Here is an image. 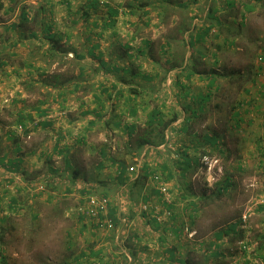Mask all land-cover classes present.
<instances>
[{"label":"crops","instance_id":"0c3cea01","mask_svg":"<svg viewBox=\"0 0 264 264\" xmlns=\"http://www.w3.org/2000/svg\"><path fill=\"white\" fill-rule=\"evenodd\" d=\"M261 2L0 0V229L26 213L40 227L44 211L64 225L60 202L96 191L114 227L94 229L75 205L63 249L86 245L74 264H223L238 242L237 264H264V103L239 82L264 74ZM202 155L223 170L197 191ZM144 171L169 185L166 220L150 176L132 184Z\"/></svg>","mask_w":264,"mask_h":264},{"label":"rangeland","instance_id":"374dc122","mask_svg":"<svg viewBox=\"0 0 264 264\" xmlns=\"http://www.w3.org/2000/svg\"><path fill=\"white\" fill-rule=\"evenodd\" d=\"M262 4H264V0H262L261 2ZM261 9V8H260ZM264 12V8L261 9ZM264 19V17L262 18ZM257 24H260L261 19L256 21ZM263 26V23H262ZM261 27H256V31L260 32ZM263 32H264V27H262ZM255 37V35L253 36ZM261 40H264V38H262ZM252 61H253V65H252V69L253 67H255V62H254V58L255 61L258 57V61L262 62V60H259V57H261L262 55L259 54V52L257 50H254L252 52ZM237 62H241L238 63L239 68L236 69H240V68H245V66L243 64H245V62H242L241 59H237ZM243 63V64H242ZM246 65V64H245ZM244 66V67H241ZM247 67V66H246ZM251 69L247 67V72L250 71ZM264 72V71H263ZM262 78H260L258 75H255V77H253V81L249 82V77L246 79V81H242L245 78H240L239 82L245 84L246 82H248L246 85L252 92H255L257 94V96L259 97V99L261 100V103H264V74H261ZM237 77V76H236ZM236 77L231 78L232 80H236ZM243 88H246L243 87ZM67 112V110L62 111L61 109L55 111V112H49V113H54V114H59L61 113L62 115H65ZM261 127L264 124L263 122L260 123ZM260 127V125H259ZM212 159L215 158L213 156H211ZM218 163L215 165V167L211 170H206L205 167H200L196 172H194L195 174L191 177L193 182V189H196L197 191H202L205 186H209V183L212 182L214 179L216 180V178L219 176V174L222 173V164L219 158H217ZM131 162L128 164V167L130 168L131 166H133V168L135 167V163L132 162V160H130ZM129 168L127 169V171L130 174H134V171H130ZM152 174V173H151ZM208 176L207 179H205ZM164 180V179H163ZM207 182H206V181ZM151 181V180H150ZM153 184V188H156V183L151 181ZM150 184V182H148ZM165 186H167V188H169V185L167 183V181L164 180ZM185 183V182H184ZM184 183L182 182L181 185H184ZM204 183V184H203ZM214 183V182H212ZM211 183V184H212ZM213 185V184H212ZM43 186V185H40ZM185 186V185H184ZM150 188V187H149ZM170 190V189H169ZM42 191H47L46 187L43 186V190ZM91 194H97L96 191H94ZM170 195L172 194L171 192L169 193ZM87 195V194H86ZM82 196H85L82 194ZM171 197H173L171 195ZM75 198V197H73ZM72 199V198H71ZM71 201H62L60 203H68L69 206V216H67L66 219H68L67 222H65L64 225H59L56 222H53L50 218H49V213L47 211L41 212V214L43 215V219L42 218H37V219H42V223L40 227L36 226L35 222H28L27 221V213H26V219L23 220V217H17V220L14 222V227H12V230L10 232L8 231H3L0 230V235H2L4 237V242L7 240V238L12 239L10 241V243L5 246H1L0 245V251H1V247H3L2 253L0 252V264H74L73 261V255L77 252H79V249L81 247H84V245H86L85 242H78V244L76 243L75 245L73 244L72 246V250H65L63 248H65L68 243V235H72L74 227H75V220L74 218H70V213L73 212L72 209H74V206L76 205V203L74 204V202ZM245 203V202H243ZM51 204V203H50ZM78 204V203H77ZM150 205L151 202H150ZM77 206V205H76ZM75 206V208H76ZM166 208L163 205V210H165ZM249 210V215L251 213V209L250 207L245 206L241 212H240V217L246 213V211ZM170 211L172 212V210L170 209ZM227 213V212H226ZM225 212H222L220 214V216L217 219H222L223 216H225L226 214ZM56 214V213H55ZM236 215V212L234 213ZM25 215V214H24ZM72 219V220H71ZM166 220L167 217H163L162 220ZM49 221H51V223H49ZM73 221V222H72ZM249 221V218H248ZM222 222V221H220ZM248 225V222H247ZM63 226V227H61ZM41 227H43L41 229ZM241 228L244 230H249L250 228L247 227H243L241 225ZM41 230V231H40ZM40 231V238H39V242L37 239H32L31 237L37 235V232ZM195 232V233H194ZM191 232L190 239L194 240L197 236L196 231ZM245 238V236H244ZM249 238V236L247 237ZM246 240V238H245ZM243 239V241H245ZM40 243V245L38 244ZM244 242H240L239 244H236L234 247V249L232 248L229 252L232 253L234 251H239L242 252V246H243ZM39 248V250H38ZM252 248H254L252 246ZM234 250V251H232ZM250 251V250H248ZM229 252H226L227 256L223 257V260L225 259V263L223 264H237V262L240 260L239 257H235L232 256ZM1 257H4V263L1 262ZM81 260L85 259H80L77 260V263H83ZM80 261V262H79ZM248 262L250 264H261L259 260H248Z\"/></svg>","mask_w":264,"mask_h":264},{"label":"built area","instance_id":"2783aa9c","mask_svg":"<svg viewBox=\"0 0 264 264\" xmlns=\"http://www.w3.org/2000/svg\"><path fill=\"white\" fill-rule=\"evenodd\" d=\"M84 1H91V0H84ZM99 4L104 5L108 2V0H96ZM261 60V57H259ZM62 117V114H54L48 113L46 118L51 120H58ZM218 163L216 158H213L208 155H202L200 157V164L202 167H205L206 170H212L215 165ZM130 171L133 170V167L129 168ZM150 180L156 183V190L160 196V200L163 205L171 204L173 202L169 188L165 186L164 180L161 178V175L157 172L152 173L150 175ZM39 191L43 190V186L38 187ZM107 207L108 201L94 194H87L84 196L83 201L79 202L75 208L76 215L84 220L89 221L93 224L94 229L100 232H106L111 230L114 227V222L110 216L107 215ZM151 205L150 202H146L141 205V211L150 210ZM156 212V211H155ZM171 215V211L165 209L162 214L157 215V220L162 221L163 217H169ZM249 210L244 213L240 219L243 227H247V222L249 218Z\"/></svg>","mask_w":264,"mask_h":264},{"label":"trees","instance_id":"16d2710c","mask_svg":"<svg viewBox=\"0 0 264 264\" xmlns=\"http://www.w3.org/2000/svg\"><path fill=\"white\" fill-rule=\"evenodd\" d=\"M261 59H263V58H261ZM153 173H155V172H153ZM160 174V173H159ZM161 175V178L162 179H164L163 178V176H162V174H160ZM148 176H150V175H148V173H146V171H144V172H141V173H139V175L136 177V179L132 182V184H134V186H136V184H138L139 182H143L144 183V181L146 180V178L148 177ZM222 187V186H221ZM157 194H158V191H157ZM159 195V194H158ZM146 201H148V200H145V201H143V202H146ZM175 203H174V201L171 203V204H165L164 205V207L167 209V210H170L171 209V207L174 205ZM163 213V212H162ZM162 213H158V214H162ZM172 213V212H171ZM157 219V218H156ZM156 219H154L155 221H156ZM113 220V219H112ZM163 221V220H162ZM160 222V221H159ZM1 230V229H0ZM4 237L2 236V235H0V245L1 246H4ZM240 242H238V244H239ZM245 244V243H244ZM243 244V245H244ZM2 250H3V247H1V253H2ZM1 262H3L4 263V257H1ZM79 264H81V263H79Z\"/></svg>","mask_w":264,"mask_h":264},{"label":"clouds","instance_id":"9594fccd","mask_svg":"<svg viewBox=\"0 0 264 264\" xmlns=\"http://www.w3.org/2000/svg\"><path fill=\"white\" fill-rule=\"evenodd\" d=\"M200 167H202V166L200 165L199 168H200ZM149 178H150V177H149ZM240 220H241V219H240ZM241 225H242V223H241Z\"/></svg>","mask_w":264,"mask_h":264}]
</instances>
